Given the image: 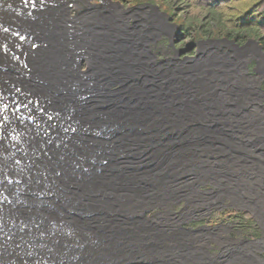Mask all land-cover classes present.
<instances>
[{"label": "bare ground", "instance_id": "1", "mask_svg": "<svg viewBox=\"0 0 264 264\" xmlns=\"http://www.w3.org/2000/svg\"><path fill=\"white\" fill-rule=\"evenodd\" d=\"M84 1L0 0V264H201L145 214L228 149L223 84L242 103L251 81L224 52L158 64L163 15Z\"/></svg>", "mask_w": 264, "mask_h": 264}, {"label": "rangeland", "instance_id": "2", "mask_svg": "<svg viewBox=\"0 0 264 264\" xmlns=\"http://www.w3.org/2000/svg\"><path fill=\"white\" fill-rule=\"evenodd\" d=\"M189 2L87 0L79 3L81 7L72 6L70 15L83 13L88 6L103 8L105 3L127 14L163 15L172 31L161 33L150 44L158 64L194 62L202 54L214 52L234 54L231 63L251 81L252 95L240 103L223 84L227 107L214 122L230 136L225 144L228 149L204 154L196 166L181 172L169 191L174 199L166 207L150 208L145 217L173 220L172 228L182 230L183 241L202 258L201 264H264V46L256 38L224 36L218 31L216 15ZM232 13L227 9L225 18ZM86 67L84 63L82 69ZM116 89L118 86L111 88Z\"/></svg>", "mask_w": 264, "mask_h": 264}, {"label": "trees", "instance_id": "3", "mask_svg": "<svg viewBox=\"0 0 264 264\" xmlns=\"http://www.w3.org/2000/svg\"><path fill=\"white\" fill-rule=\"evenodd\" d=\"M190 5L217 16L219 33L232 39L256 38L264 46V0H190ZM237 5V8H234ZM227 9L233 11L225 18Z\"/></svg>", "mask_w": 264, "mask_h": 264}, {"label": "snow or ice", "instance_id": "4", "mask_svg": "<svg viewBox=\"0 0 264 264\" xmlns=\"http://www.w3.org/2000/svg\"><path fill=\"white\" fill-rule=\"evenodd\" d=\"M37 195H39L38 193H37ZM2 204H3V201H0V207H2ZM28 225H27V223H25L24 221H22L21 222V229L23 230L24 228H26ZM37 227H39V225H37ZM41 238H43L44 237V233L43 232H41ZM9 239H11V237H9ZM0 242H2V241H0Z\"/></svg>", "mask_w": 264, "mask_h": 264}]
</instances>
